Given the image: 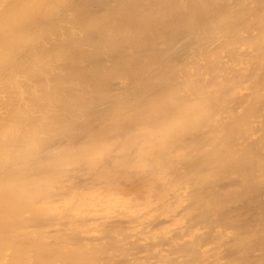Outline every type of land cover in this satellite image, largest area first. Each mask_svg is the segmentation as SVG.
Instances as JSON below:
<instances>
[{
	"label": "bare ground",
	"instance_id": "6f19581e",
	"mask_svg": "<svg viewBox=\"0 0 264 264\" xmlns=\"http://www.w3.org/2000/svg\"><path fill=\"white\" fill-rule=\"evenodd\" d=\"M0 264H264V0H0Z\"/></svg>",
	"mask_w": 264,
	"mask_h": 264
}]
</instances>
